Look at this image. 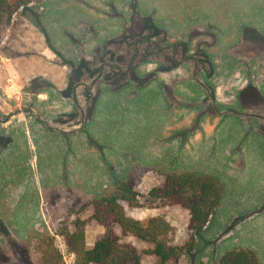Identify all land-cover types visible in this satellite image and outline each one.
Returning a JSON list of instances; mask_svg holds the SVG:
<instances>
[{
    "label": "rangeland",
    "instance_id": "374dc122",
    "mask_svg": "<svg viewBox=\"0 0 264 264\" xmlns=\"http://www.w3.org/2000/svg\"><path fill=\"white\" fill-rule=\"evenodd\" d=\"M5 117L0 264H39L40 235L85 219L84 202L143 201L183 168L215 174L225 191L177 264H214L235 245L264 264V0L29 3L0 40ZM134 166L143 172L129 190ZM122 206L142 223L164 217L171 243L187 241L186 210ZM98 230L87 225L86 241Z\"/></svg>",
    "mask_w": 264,
    "mask_h": 264
},
{
    "label": "trees",
    "instance_id": "16d2710c",
    "mask_svg": "<svg viewBox=\"0 0 264 264\" xmlns=\"http://www.w3.org/2000/svg\"><path fill=\"white\" fill-rule=\"evenodd\" d=\"M44 1L0 0V40L19 8L32 2ZM107 86L112 85L103 84L104 89ZM139 168L133 167L137 175H127L129 190L133 189L136 176L143 172ZM224 191V184L215 174L183 168L179 172L165 173L162 182L152 187L143 201L136 199L134 194L125 192L89 199L80 208L90 210L85 219L76 217L67 225L57 226L53 235L50 233L40 235L39 264H66L64 253L73 255V262L70 264H144L143 260L147 256L155 257V261L150 264H177L184 251L194 249L196 236L209 223L224 196ZM122 203H127L131 208L178 206L186 210L187 241L181 246L172 244L167 237L170 224L164 217H152L146 223H142L128 217ZM91 223L102 226L104 231L96 234L93 244L87 247L85 227ZM56 237H59V241ZM129 238L135 242L149 244L151 247L140 249L128 240ZM214 264H260V260L254 249L235 245L220 255Z\"/></svg>",
    "mask_w": 264,
    "mask_h": 264
},
{
    "label": "crops",
    "instance_id": "0c3cea01",
    "mask_svg": "<svg viewBox=\"0 0 264 264\" xmlns=\"http://www.w3.org/2000/svg\"><path fill=\"white\" fill-rule=\"evenodd\" d=\"M110 148H111V147H110ZM110 148H108V149H110ZM176 148H177V147H176ZM106 149H107V148H106ZM176 153H177V152H176ZM177 155H179V154H177ZM165 173H167V172H165ZM165 173H164V174H165ZM164 174H163V177H164ZM162 180H163V178H162ZM162 180L160 181V183L162 182ZM160 183H159V184H160ZM159 184H158V185H159ZM156 186H157V185H156ZM146 194H147V193H146ZM144 209H146V210H152V209H160V208H151V209L144 208ZM153 216H155V215H153ZM155 217H156V216H155ZM133 219H134V218H133ZM136 220H137V219H136ZM139 221H140V219H139ZM206 227H207V225H206ZM206 227H205V228H206ZM97 233H101V231L98 230ZM97 233H96V234H97ZM96 234H94L93 239H92L91 241H89V242H87V241H86V238H85V244H86L87 247H90V246L93 244V242H94V238H95V235H96Z\"/></svg>",
    "mask_w": 264,
    "mask_h": 264
},
{
    "label": "flooded vegetation",
    "instance_id": "af4514ba",
    "mask_svg": "<svg viewBox=\"0 0 264 264\" xmlns=\"http://www.w3.org/2000/svg\"><path fill=\"white\" fill-rule=\"evenodd\" d=\"M5 118H6V119H5L4 121L0 120V128H1V125H2L3 123H5V122H8V121H9L8 117H5Z\"/></svg>",
    "mask_w": 264,
    "mask_h": 264
}]
</instances>
